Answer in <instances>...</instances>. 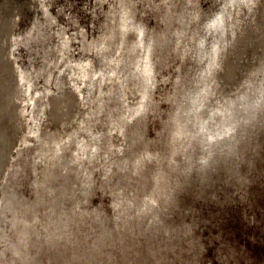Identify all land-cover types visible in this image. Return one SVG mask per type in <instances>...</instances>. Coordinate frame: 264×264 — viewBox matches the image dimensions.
Here are the masks:
<instances>
[{
  "label": "rangeland",
  "instance_id": "obj_1",
  "mask_svg": "<svg viewBox=\"0 0 264 264\" xmlns=\"http://www.w3.org/2000/svg\"><path fill=\"white\" fill-rule=\"evenodd\" d=\"M0 264H264V0H0Z\"/></svg>",
  "mask_w": 264,
  "mask_h": 264
}]
</instances>
